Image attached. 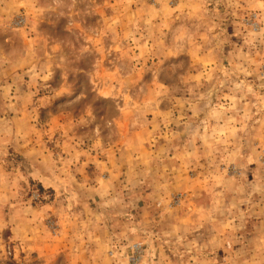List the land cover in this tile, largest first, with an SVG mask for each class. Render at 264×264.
<instances>
[{
  "label": "rangeland",
  "instance_id": "obj_1",
  "mask_svg": "<svg viewBox=\"0 0 264 264\" xmlns=\"http://www.w3.org/2000/svg\"><path fill=\"white\" fill-rule=\"evenodd\" d=\"M262 201L264 0H0V264H264Z\"/></svg>",
  "mask_w": 264,
  "mask_h": 264
},
{
  "label": "crops",
  "instance_id": "obj_2",
  "mask_svg": "<svg viewBox=\"0 0 264 264\" xmlns=\"http://www.w3.org/2000/svg\"><path fill=\"white\" fill-rule=\"evenodd\" d=\"M233 202V201H232ZM235 202V201H234ZM245 203V201H242V202H240V200L238 201V203H234V205L233 206H238L239 204H244ZM262 203V205H261V207L262 208H264V201H262V202H260V204ZM233 204V203H232ZM240 213H242V212H240ZM231 215V214H230ZM262 217H264V215L262 214ZM235 218H233L232 220H234ZM175 227H177V226H175ZM45 254H48V252L47 253H45ZM49 255H52L51 253H49ZM86 255H87V252H86ZM72 264H77V263H72ZM78 264H82V263H78Z\"/></svg>",
  "mask_w": 264,
  "mask_h": 264
}]
</instances>
